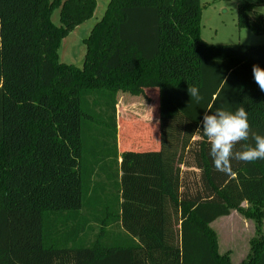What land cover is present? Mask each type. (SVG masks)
Masks as SVG:
<instances>
[{
	"label": "trees",
	"instance_id": "16d2710c",
	"mask_svg": "<svg viewBox=\"0 0 264 264\" xmlns=\"http://www.w3.org/2000/svg\"><path fill=\"white\" fill-rule=\"evenodd\" d=\"M96 7L0 0V264H233L211 229L233 211L256 227L240 264H264V160L231 158L219 172L201 131L205 112L244 108L250 134L233 152L264 135V92L252 74L264 68V46L203 41L200 0H110L84 40L82 68L61 63L62 41ZM237 21L263 35L264 4L239 5ZM155 93L159 150L124 152L120 189L98 201L88 172L97 144L87 148L83 129L110 114L114 134L97 135L115 152L118 95Z\"/></svg>",
	"mask_w": 264,
	"mask_h": 264
},
{
	"label": "rangeland",
	"instance_id": "374dc122",
	"mask_svg": "<svg viewBox=\"0 0 264 264\" xmlns=\"http://www.w3.org/2000/svg\"><path fill=\"white\" fill-rule=\"evenodd\" d=\"M96 2L97 7L94 17L84 25L78 27L62 41L58 52V58L61 63L82 68L86 53L84 40L89 36L91 29L103 18L110 0H96ZM200 2L203 8L201 27V37L203 41L217 46H264V34L255 35L250 29H240L237 21V9L239 5L244 3L263 5L264 0H200ZM59 14L60 10L56 9L52 15V22L57 26L60 25ZM149 96L152 97L151 94H149ZM119 98L121 100V105L126 104L128 100L135 99L132 108H136L139 105L147 107V104L143 101L144 99L146 101L147 98L145 97H132L127 94H120ZM151 114L153 115V113ZM107 117L108 118H105V120L110 124L112 121L110 114ZM105 120L99 125H96L98 121L97 123H90L88 126H92L91 128L89 127L86 129L85 127L83 129V141L88 149L93 147V144L98 140L97 134H103L105 132L114 134V129L108 126L110 129L109 131L105 124ZM93 127L95 129L97 128V130H93ZM124 132L125 131L121 134L122 145H125V138H128L127 132ZM149 137L151 136L149 135ZM136 143L140 145L142 149L146 147L143 141ZM245 206L246 205H244V207ZM211 229L217 235L219 254L221 256L229 254L233 264H240L245 261L250 250L249 243L255 236L256 227L253 221L245 219L240 213L233 211L231 216L220 218L213 223Z\"/></svg>",
	"mask_w": 264,
	"mask_h": 264
},
{
	"label": "crops",
	"instance_id": "0c3cea01",
	"mask_svg": "<svg viewBox=\"0 0 264 264\" xmlns=\"http://www.w3.org/2000/svg\"><path fill=\"white\" fill-rule=\"evenodd\" d=\"M92 30V29H91ZM91 32V31H90ZM90 34V33H89ZM118 95L116 106V124H117V151H109L101 146L100 138L94 143L93 148L89 150V153L93 156L89 158L88 172L90 173V189L97 188L100 194H98L97 200L105 201L106 196L114 199L112 194V186L121 187V155L126 152H157L159 150V116H158V94H154V99L143 100L147 107L139 105L136 108L133 107L134 100H128L126 104L121 105V100ZM131 101V102H130ZM142 107V108H141ZM141 108V109H140ZM153 113V115L151 114ZM123 116V118H122ZM125 116V117H124ZM123 123V124H122ZM124 126V127H123ZM127 132L125 138V147H122L121 137L122 132ZM124 132V133H125ZM123 133V134H124ZM149 135L151 137H149ZM134 136V137H133ZM146 145L142 149L136 142H141ZM136 143V145H135ZM103 152L105 154H103ZM88 153V151H87ZM89 154V155H90ZM116 157V158H115ZM109 199V200H111ZM91 203L93 201H90ZM95 209V210H94ZM91 210L95 212L104 211V207L96 206ZM103 209V210H102ZM106 210V209H105ZM83 216L86 219V195L84 200Z\"/></svg>",
	"mask_w": 264,
	"mask_h": 264
},
{
	"label": "clouds",
	"instance_id": "9594fccd",
	"mask_svg": "<svg viewBox=\"0 0 264 264\" xmlns=\"http://www.w3.org/2000/svg\"><path fill=\"white\" fill-rule=\"evenodd\" d=\"M252 74L255 83L264 92V68L253 66ZM188 93L197 102L201 99L200 90L196 87L188 88ZM201 131L210 142L209 156L219 172L230 170L231 158L249 163L264 160V135L252 133L254 147L233 152L237 142L249 138L250 124L244 108H237L235 111L217 108L214 112H205Z\"/></svg>",
	"mask_w": 264,
	"mask_h": 264
}]
</instances>
